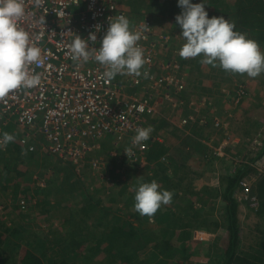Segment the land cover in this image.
Returning <instances> with one entry per match:
<instances>
[{
    "label": "rangeland",
    "instance_id": "374dc122",
    "mask_svg": "<svg viewBox=\"0 0 264 264\" xmlns=\"http://www.w3.org/2000/svg\"><path fill=\"white\" fill-rule=\"evenodd\" d=\"M117 1L130 16L131 21L141 22L149 19L157 32L163 31L162 37H156L160 55L157 63L168 56L179 64L177 70L180 83L184 86L183 90L164 107L159 108L153 118L147 116L146 122L150 124L154 119L157 125L160 123L157 126L159 127L166 121L167 126L163 125L158 131L163 130L160 137L168 147L167 156L170 158L166 164L169 165L173 161L175 163L173 167L176 173L173 182L176 184L170 187V192H177L179 196L172 197V201L180 199L181 193H184L185 197L183 196L179 204L176 203V206L173 205L169 209L168 205L162 206L151 217L141 216L134 209L131 194L134 193L135 196L133 190L139 183L146 180L150 183L154 180L157 175L155 171L151 172L149 178L136 179L134 175L129 176L128 172L139 167L130 165L125 159H119L117 162L121 165H116L117 170L113 174L115 164L107 158L108 156H99L108 162L107 168L104 165L101 169L102 175L95 176L91 173L89 163L91 159L88 157L85 164L81 163L85 165L83 173L78 175L79 167L68 161L62 163L56 157L48 156L45 151H39L20 165L22 158L15 162L16 155L13 149L5 153L0 150V209L4 206L9 208L4 209L9 210L7 213L15 215L11 217L12 222L6 225L11 227L8 229L12 232L10 231L8 243L5 245V254L11 259L15 254L12 246L16 243L21 249L25 246L42 257L45 264H53L58 255L67 256L73 249L75 250L71 245L74 237L82 240L90 232L99 237L101 233H105L102 229L95 228L103 222L99 218L103 215L114 222H116L114 219L119 217L140 225L137 227L138 232L143 234V231H149L151 241L155 240L153 236L164 237V226L174 225L173 222L185 224L186 227L180 228L177 232L186 236L191 234V240H188L184 248L178 237H174L171 243L177 245V249L168 261L171 264H217L229 241L226 229L228 225H224L226 212L222 193L229 185L228 180L243 165H236L235 160L240 158L241 161H253L264 145V73L256 78H250L246 74L225 72L219 66L202 64V57L181 58L178 53L184 40L181 36L182 30L175 20L181 13L178 0ZM223 1L228 6L232 2ZM192 2L201 3L203 0ZM208 2L209 0H205V3ZM216 6L219 11L225 10L223 3ZM205 9L209 13V18L215 16L208 6H205ZM246 36L258 42L252 35L247 33ZM260 48L264 53L262 47ZM241 91H244L245 95L240 96ZM184 117L189 119L191 117L190 125H193V132L186 133V136L193 133L204 140L203 136H207V131L216 129L215 132L212 130L208 134L213 133L215 141L212 146L207 141L210 151L219 147L225 138L214 126L216 119L228 126L230 139L238 143L237 148L230 149L232 144L230 141L227 149L229 158L222 160L212 158L209 162L212 157L209 149H204L198 144L194 151L191 148L193 151L189 157L191 165L185 166L183 163L179 166L181 161L179 159L185 154L183 149L185 147L182 146L183 143L179 144L177 139L179 133L175 128ZM110 163L113 164L112 171H107ZM197 165L202 167L196 170L194 167ZM247 173L245 178L251 187L250 197H256L260 202L256 191L264 175L250 168ZM163 186L166 187L160 185V188ZM128 187H131L132 191H129ZM192 193L200 194L203 200L199 201V197L193 196ZM218 194H221L220 198H217ZM89 199L92 200L89 204L92 207L88 209L90 213L86 214L85 203ZM22 201L27 204L25 209L21 208ZM52 201L54 206L50 207ZM193 201L198 202V205L194 206ZM248 202H238L241 247L245 253L259 256L264 261V248L261 247L264 242V218L258 216L259 210H252ZM166 217L173 222L170 219L167 221ZM53 218L56 221L60 220L57 226L52 221ZM84 219H89L86 224H83ZM225 223L227 224L226 220ZM212 224H218L219 229ZM115 243L98 244L92 248L83 246L81 250L84 255L89 256L91 264H125L123 257H127L131 252L123 247L117 248V241Z\"/></svg>",
    "mask_w": 264,
    "mask_h": 264
},
{
    "label": "built area",
    "instance_id": "2783aa9c",
    "mask_svg": "<svg viewBox=\"0 0 264 264\" xmlns=\"http://www.w3.org/2000/svg\"><path fill=\"white\" fill-rule=\"evenodd\" d=\"M24 6L26 15L18 20V26L27 31L30 42L41 49L40 63L29 65L31 73L41 75V84L31 89H17L0 99V134L12 124L20 133L17 143L22 158L45 151L48 156L72 162L80 168L78 172L88 155L101 152L106 142L113 146L111 158L108 157L110 161L118 158L137 168L145 163L148 166L149 140L159 139L154 134V119L149 124L146 117L153 118L159 108L184 88L178 76L179 64L174 58L166 56L157 63L160 55L156 37L163 35V31L157 32L149 19L131 21L117 0H24ZM116 15L126 16L131 27L139 32L138 45L148 61L141 72L147 70L148 78L143 74L139 77L118 74L108 81L102 78L105 69L98 62L90 60L78 67L72 60L68 47L73 38L71 33L87 39L97 25L101 26V31L96 33L98 42L90 44L98 48L109 18ZM129 89L138 93L133 95ZM239 95H245L244 91ZM191 120V117L181 118L177 127L184 130ZM149 126L153 129L149 140L143 147H133L136 130ZM214 126L225 138L219 147L213 148L212 157L216 160L229 158L227 149L231 134L228 126L217 119ZM231 142L230 149H236L238 143ZM167 159L166 155L161 160ZM237 159L236 165L249 166L264 175V155L253 161ZM89 163L93 175L97 176L102 175L101 169L108 162L94 157ZM240 184L235 193L238 202L249 201L252 210H259V200L250 197L248 180L244 178ZM21 204L25 209L26 202Z\"/></svg>",
    "mask_w": 264,
    "mask_h": 264
},
{
    "label": "clouds",
    "instance_id": "9594fccd",
    "mask_svg": "<svg viewBox=\"0 0 264 264\" xmlns=\"http://www.w3.org/2000/svg\"><path fill=\"white\" fill-rule=\"evenodd\" d=\"M205 5V0L201 3L178 0L181 13L175 20L184 40L179 56L184 59L202 57V64L219 66L225 72L246 74L250 78L264 73V53L258 42L235 31V24L224 16L209 18ZM25 15L24 0H0V99L17 89H31L41 84V75L29 71V65L40 63L41 49L32 44L30 34L18 26V20ZM100 31L101 26L97 25L87 39L71 33L69 54L78 67L94 60L104 67L102 78L108 81L118 74L149 77L147 70L141 72L148 61L138 45L140 34L131 27L126 16L109 18L99 47H90L98 42L96 33ZM152 131L151 126L138 128L132 146L143 147ZM14 140L7 132L0 134V150ZM134 192L135 211L148 217L170 204L173 197L172 192L161 190L155 180L139 183Z\"/></svg>",
    "mask_w": 264,
    "mask_h": 264
},
{
    "label": "trees",
    "instance_id": "16d2710c",
    "mask_svg": "<svg viewBox=\"0 0 264 264\" xmlns=\"http://www.w3.org/2000/svg\"><path fill=\"white\" fill-rule=\"evenodd\" d=\"M221 3H223L224 7H228L226 8L227 11H218L219 8L216 6V4ZM205 4V6L213 8V11H215V16H224L230 22L234 23L235 31L252 35L254 39L258 40L259 47H262L264 51V0H232L230 6L224 4L223 0H209V2ZM163 125L164 127L167 126L166 121H163L159 127L155 128V135H157L160 127L163 128ZM11 131V126L4 130V132L7 133H10ZM149 146L150 149L147 152L146 157L149 164L152 162H155L156 164V169H153V171L157 172L154 180L157 181L160 185H166V187L163 186L161 190L170 191V187L175 186L176 184L173 182L176 173V170L173 167L175 163L173 161L169 163V165H167L166 163H168L169 161L161 160L162 157L167 155L168 147L164 143H160L154 140H149ZM11 149H13V152L16 155L15 162H18L22 158L21 148L14 141L9 143L7 152H10ZM263 155L264 148L259 151L256 160L260 159ZM32 156H35V154L30 153L26 157V159H28L29 157L32 158ZM169 158L170 156H168V159ZM20 162H23V159H21ZM114 164L116 167V163ZM248 167L249 166L242 165L237 173L232 175V178L228 180L229 185L222 193V199L225 202L224 210L226 212L224 225H228L226 229L229 233V241L227 247L223 251L222 258L220 259V261H218L217 264H264V261L261 257L256 255H249L245 253L243 247H241L239 203L235 199L234 193L239 189L242 179H244L248 175ZM148 168L149 167H147V169ZM148 181L146 180V182ZM72 186H75V184H72ZM256 192L260 199V208L259 212H257V215L264 218V179L258 185ZM172 193L173 197L179 196V193L177 192ZM192 195L197 198L199 197V201L203 200V197L199 196L200 194L198 193H192ZM219 196H221V194H218L217 198H220ZM90 202H92V200L89 199L85 203L87 205L86 214L90 213L88 210L89 207H92V205H89ZM102 210L107 211L105 209ZM99 218L103 222L98 224L95 228L102 229L103 231H105V233H101L99 237L90 232L87 233L86 237H84L82 240L76 239L74 237L71 245L74 246L75 250L73 249L72 253H69V255L67 256L58 255V258L53 262V264H91L89 256L84 255L81 247L84 246L86 248H92L98 244L115 245L116 241L117 248L123 247L128 252H131V254L127 257H123L126 261L125 264H171L168 259L173 256L177 249V245L172 244L171 240L174 239V237H178L179 242L184 246V248L186 247L185 245L188 240H191V234H188L186 236V234H180L179 232H177L180 228L186 227L185 224L173 222L169 217H166L167 221H169L170 219L174 223V225L166 227L164 226V237L153 236V238L155 239L153 241H151L150 239L151 235L149 231H143V234L139 233L140 231L138 232L137 227H139L140 225H136L127 219L116 217L114 219L116 220V222H114L110 219H107V216L100 215ZM89 219H84L83 224H86ZM225 220L227 221V224L225 223ZM212 225L219 229L218 224ZM141 226L143 227V225ZM10 231L12 232L11 229L9 230L5 228V223L0 221V264H45V261L42 257L38 256L28 248L22 247L21 249L16 243H14L12 246L14 250L13 252H15V254L10 259V257L5 254V245L8 243V233ZM261 247L264 248V242Z\"/></svg>",
    "mask_w": 264,
    "mask_h": 264
},
{
    "label": "crops",
    "instance_id": "0c3cea01",
    "mask_svg": "<svg viewBox=\"0 0 264 264\" xmlns=\"http://www.w3.org/2000/svg\"><path fill=\"white\" fill-rule=\"evenodd\" d=\"M226 8H228V7H225V10H223V11H227V9ZM210 9H212L213 10V8H210ZM219 11V10H218ZM223 11H220V12H223ZM213 12H215V11H213ZM130 90V89H129ZM131 91V93L133 94V95H135V94H137L138 93V91L136 92V90H130ZM160 121V120H159ZM158 124H160L159 122H158ZM8 126H11V128H12V131L9 133V134H11V135H13L14 137H15V143L18 145V143H17V141H19V138H20V133L15 129V127L12 125V124H10V125H8ZM8 126L6 127V129L8 128ZM192 126L193 125H190V126H188V127H186L184 130H182L181 128H179V127H174L175 128V130H177L178 131V133H179V135H178V142H179V144L180 143H183L182 144V146H184L185 148H183L184 149V151H185V154L184 155H182L181 157H180V159L179 160H181L180 161V164H179V166H181V165H183V163H184V165L185 166H190L191 164H190V158L189 157H191V155H192V152L194 151V148H195V146L196 145H198L199 144V146L200 147H203L204 149H209V147L207 146V141L209 142V144H210V146H212V145H214V143H215V141H213V133L211 134V135H208L210 132H212V130H213V132H215V130L214 129H212V130H210V131H207V136H203L204 137V140H202L201 139V136L200 137H198L197 135H195V134H193L192 133V135L190 134V136H186V133H191V131L193 132V130H192ZM157 127V125L155 126V128ZM162 132H163V130L161 131H158L157 132V135H156V137L159 139V141L158 142H160V143H164V141L161 139V134H162ZM209 136H211V137H209ZM178 144V143H177ZM186 144H188V145H186ZM192 144H194L193 146H192ZM125 147V146H124ZM193 149V151H192V149ZM211 149H209V152L211 153V155H212V151H210ZM112 151H113V146L110 144V143H104L103 144V150L101 151V152H98V153H90L89 155H88V159H92V158H94V157H99V156H108L109 158H111V154H112ZM3 153H5V152H7V150H3L2 151ZM38 154V153H37ZM229 154V153H228ZM28 156V155H27ZM26 156V157H27ZM230 156L232 157V155L230 154ZM26 157L25 158H22L23 159V162L22 163H20V165L21 164H23V163H25V159H26ZM107 157V158H108ZM194 158H195V156H194ZM206 158V157H205ZM212 158L213 157H210V160H209V162H211V160H212ZM59 160V159H58ZM146 160H147V157H146ZM60 162H62L61 160H59ZM117 161H119V159L117 158V160H113L112 162H114V163H116V165H118V166H120L121 165V163L120 162H117ZM147 162H148V160H147ZM63 163V162H62ZM85 166V165H84ZM84 166L83 167H81V170H80V172H77V174L78 175H81L82 173H83V168H84ZM155 166H156V164H155V162H152V163H150L148 166L146 165V163L145 164H143L139 169H131V170H129V172H128V174H130V176H132V175H134V176H136L135 178L136 179H144V177L145 178H149V175L151 176V172L153 171V169L155 168ZM199 165H197V167H194V168H196V170H198L200 167H202V166H200V167H198ZM112 167H113V164L112 163H110V166H109V168L107 169V171H112ZM147 167H149L148 169H147ZM75 168V167H74ZM107 168V167H106ZM76 169V168H75ZM91 169V168H90ZM114 170V172H115V170H117V166L115 167V169H113ZM149 171V172H148ZM91 173H92V171H91ZM137 176H139V177H137ZM220 182V181H219ZM73 183V182H72ZM72 183H70V184H72ZM139 183V182H138ZM119 187V186H118ZM66 190H68V188H65ZM128 189H129V191L131 190L132 191V188L131 187H128ZM134 191V190H133ZM185 197V195H184V193L182 194L181 193V195H180V199H178V200H174V201H171V203L170 204H168V209L169 208H171L173 205L174 206H176V203H180V200L182 199V197ZM131 197H132V199H134V193H132L131 194ZM194 202V201H193ZM52 204L50 205V207H53L54 206V202L52 201L51 202ZM194 204V206H197L198 205V202H194L193 203ZM1 206V205H0ZM3 207V209H0V221L1 222H3V223H5V226L6 225H9L10 224V222H12L11 221V217H15V215L14 214H12V213H7L6 211H9V210H4V209H9V208H6V207H4V206H2ZM52 210H55V209H53L52 208ZM5 213V214H4ZM47 216V215H46ZM54 217H55V215H54ZM57 217V216H56ZM55 224H56V226H57V224L59 223L58 221H60V220H57L56 221V219H54L53 218V220H52ZM66 221V220H65ZM31 225V224H30ZM29 226V225H28ZM7 227V226H6ZM30 227V226H29ZM32 228H33V226H31ZM8 228H11V227H7L6 229H8ZM34 229V228H33ZM8 236H10V232L8 233ZM24 248H26L25 246H24Z\"/></svg>",
    "mask_w": 264,
    "mask_h": 264
}]
</instances>
